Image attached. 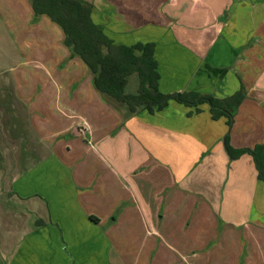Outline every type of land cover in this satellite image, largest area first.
<instances>
[{
	"label": "crops",
	"instance_id": "crops-1",
	"mask_svg": "<svg viewBox=\"0 0 264 264\" xmlns=\"http://www.w3.org/2000/svg\"><path fill=\"white\" fill-rule=\"evenodd\" d=\"M84 1L156 44L161 92L246 99L231 128L208 103L132 114L32 0H0L32 76L0 73V264H264V182L225 148L264 144V0Z\"/></svg>",
	"mask_w": 264,
	"mask_h": 264
},
{
	"label": "trees",
	"instance_id": "trees-1",
	"mask_svg": "<svg viewBox=\"0 0 264 264\" xmlns=\"http://www.w3.org/2000/svg\"><path fill=\"white\" fill-rule=\"evenodd\" d=\"M36 15H46L65 33V44L87 65L95 87L102 94L125 104L132 114L154 113L168 106L171 100L188 107L208 103L213 120L227 118L233 125L239 106L246 99L244 86L234 95L217 99L194 92L165 94L160 91L159 64L154 42L119 45L94 21L93 6L84 0H32ZM196 112H200L196 109ZM225 148L231 160L249 155L264 182V144L253 148L234 149L230 134Z\"/></svg>",
	"mask_w": 264,
	"mask_h": 264
},
{
	"label": "rangeland",
	"instance_id": "rangeland-1",
	"mask_svg": "<svg viewBox=\"0 0 264 264\" xmlns=\"http://www.w3.org/2000/svg\"><path fill=\"white\" fill-rule=\"evenodd\" d=\"M204 13L208 15V13ZM260 30H264V25L263 27L261 26ZM11 37L12 36L9 33L7 25L3 22L0 23V73H4V71H10L12 77H14L18 83H22V85H24L27 80L32 79V76L30 75L27 77V79H25L24 75L28 69V64L25 62H29L31 58L28 57L25 47L19 46L18 42L14 44V39H11ZM21 62L25 64H23L22 67L17 68ZM12 68H17V70L12 72ZM2 75L3 74H0V81L3 79ZM36 78H40V75L36 76ZM241 80V86H244L243 79ZM0 90L4 91L2 88Z\"/></svg>",
	"mask_w": 264,
	"mask_h": 264
}]
</instances>
